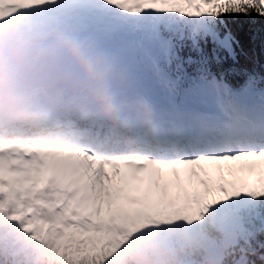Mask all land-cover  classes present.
Instances as JSON below:
<instances>
[{
    "label": "snow or ice",
    "instance_id": "snow-or-ice-1",
    "mask_svg": "<svg viewBox=\"0 0 264 264\" xmlns=\"http://www.w3.org/2000/svg\"><path fill=\"white\" fill-rule=\"evenodd\" d=\"M257 47L264 0H0V264H264Z\"/></svg>",
    "mask_w": 264,
    "mask_h": 264
},
{
    "label": "trees",
    "instance_id": "trees-1",
    "mask_svg": "<svg viewBox=\"0 0 264 264\" xmlns=\"http://www.w3.org/2000/svg\"><path fill=\"white\" fill-rule=\"evenodd\" d=\"M241 40H242V42L244 43L245 47L247 48V47H248V42H247V40H246L243 36L241 37ZM256 55H257V57H258L262 62H264V54L260 53V50H259L258 47H257V49H256ZM242 62H243V61H242Z\"/></svg>",
    "mask_w": 264,
    "mask_h": 264
}]
</instances>
